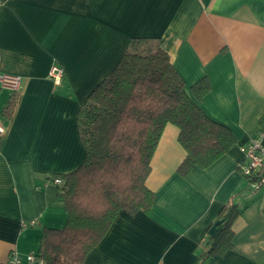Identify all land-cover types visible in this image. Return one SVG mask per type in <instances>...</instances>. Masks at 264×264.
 I'll list each match as a JSON object with an SVG mask.
<instances>
[{
	"label": "crops",
	"instance_id": "crops-1",
	"mask_svg": "<svg viewBox=\"0 0 264 264\" xmlns=\"http://www.w3.org/2000/svg\"><path fill=\"white\" fill-rule=\"evenodd\" d=\"M134 38L159 40L191 97L208 79L199 106L237 144L181 176L186 151L167 124L146 181L151 210L121 211L83 264H264V186L238 168L240 146L264 122V0H5L0 73L21 76V91L5 116L12 90L0 87V264L12 251H38L43 228L65 224L51 181L83 161L78 110ZM54 63L65 70L60 85L48 77ZM231 202L232 246L206 259L209 229Z\"/></svg>",
	"mask_w": 264,
	"mask_h": 264
},
{
	"label": "trees",
	"instance_id": "trees-1",
	"mask_svg": "<svg viewBox=\"0 0 264 264\" xmlns=\"http://www.w3.org/2000/svg\"><path fill=\"white\" fill-rule=\"evenodd\" d=\"M209 90L204 77L191 87L194 99L158 39H132L78 110L85 157L75 170L58 175L67 218L62 227L43 228L37 252L44 264H83L121 211L151 210L154 192L146 181L167 124L178 127L186 151L177 168L181 176L209 167L236 146L232 130L199 106ZM18 96L12 92L5 116L12 114ZM237 214V205L231 202L219 218L221 229L208 235L202 256L207 259L231 248V225Z\"/></svg>",
	"mask_w": 264,
	"mask_h": 264
},
{
	"label": "built area",
	"instance_id": "built-area-1",
	"mask_svg": "<svg viewBox=\"0 0 264 264\" xmlns=\"http://www.w3.org/2000/svg\"><path fill=\"white\" fill-rule=\"evenodd\" d=\"M5 0H0V6L4 5ZM65 76L64 68L54 63L48 73V77L55 85H60ZM0 87L9 88L12 92L21 91V76L0 73ZM4 127L0 125V133L4 132ZM243 154L242 161L238 164V168L244 177H249L252 180L254 187L264 186V122L263 128L256 137L250 138L246 143L240 146ZM53 184L60 186L62 179L56 177L51 181ZM37 220L26 221L22 223V227L35 226ZM2 264H44L43 258L37 251L30 252L22 256L16 251H12L6 262Z\"/></svg>",
	"mask_w": 264,
	"mask_h": 264
},
{
	"label": "water",
	"instance_id": "water-1",
	"mask_svg": "<svg viewBox=\"0 0 264 264\" xmlns=\"http://www.w3.org/2000/svg\"><path fill=\"white\" fill-rule=\"evenodd\" d=\"M222 227V220L218 219L216 220L213 225L211 226L209 230V234L211 236H214Z\"/></svg>",
	"mask_w": 264,
	"mask_h": 264
}]
</instances>
